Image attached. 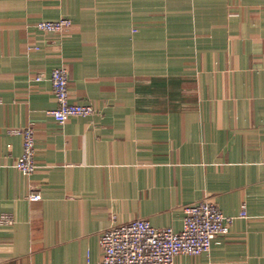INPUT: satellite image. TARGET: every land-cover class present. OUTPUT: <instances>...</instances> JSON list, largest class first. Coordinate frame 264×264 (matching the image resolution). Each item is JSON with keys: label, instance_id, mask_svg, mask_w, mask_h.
Instances as JSON below:
<instances>
[{"label": "crops", "instance_id": "1", "mask_svg": "<svg viewBox=\"0 0 264 264\" xmlns=\"http://www.w3.org/2000/svg\"><path fill=\"white\" fill-rule=\"evenodd\" d=\"M60 18L61 35L35 29ZM61 66L94 115L46 114ZM205 200L229 233L175 264H264V0H0V264H99L107 229L179 232Z\"/></svg>", "mask_w": 264, "mask_h": 264}, {"label": "built area", "instance_id": "2", "mask_svg": "<svg viewBox=\"0 0 264 264\" xmlns=\"http://www.w3.org/2000/svg\"><path fill=\"white\" fill-rule=\"evenodd\" d=\"M67 19L41 21L36 25L40 32L61 33L68 29ZM43 75L37 77L42 80ZM52 94L56 102L54 109L46 111L58 124L63 125L74 117H89L95 114L91 105L70 103L68 72L56 67L49 72ZM22 139V153L14 166L22 176L29 177L37 170L35 161V131L32 126L14 130ZM32 202L40 200L39 194H30ZM245 216L246 214H242ZM234 220L222 214L210 201H201L185 206L183 223L179 232L172 228H156L146 220H135L115 225L104 231L99 239L102 258L99 264H175L180 255L198 256L208 253L217 239L229 233ZM1 223L10 224L7 217Z\"/></svg>", "mask_w": 264, "mask_h": 264}, {"label": "rangeland", "instance_id": "3", "mask_svg": "<svg viewBox=\"0 0 264 264\" xmlns=\"http://www.w3.org/2000/svg\"><path fill=\"white\" fill-rule=\"evenodd\" d=\"M60 19H67V20H69L70 22H71V25H70V27L68 28V29H66L65 31H63V32H61V33H55V34H63V33H65V32H67L71 27H72V20L71 19H69V18H60ZM58 20V19H57ZM41 21H49V20H41ZM41 21H38L37 23H36V25L39 23V22H41ZM50 21H52V20H50ZM36 25H35V29L37 30V28H36ZM37 31H39V30H37ZM40 32V31H39ZM44 33H49V32H44ZM61 67H63V66H61ZM65 68V67H64ZM66 69V68H65ZM67 70V69H66ZM67 72H68V70H67ZM39 76V75H38ZM37 76V77H38ZM37 77L35 78V80L37 81ZM50 82V81H49ZM68 88H69V81H68ZM51 92H52V90H51ZM69 96H70V92H69ZM92 106V105H91ZM93 107V106H92ZM16 130H18V129H16Z\"/></svg>", "mask_w": 264, "mask_h": 264}]
</instances>
